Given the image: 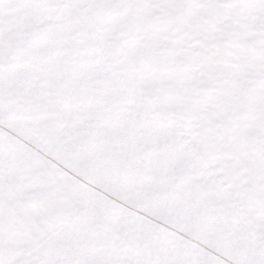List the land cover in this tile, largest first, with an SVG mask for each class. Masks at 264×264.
I'll return each instance as SVG.
<instances>
[{
	"label": "snow or ice",
	"instance_id": "snow-or-ice-1",
	"mask_svg": "<svg viewBox=\"0 0 264 264\" xmlns=\"http://www.w3.org/2000/svg\"><path fill=\"white\" fill-rule=\"evenodd\" d=\"M0 264H264V0H0Z\"/></svg>",
	"mask_w": 264,
	"mask_h": 264
}]
</instances>
